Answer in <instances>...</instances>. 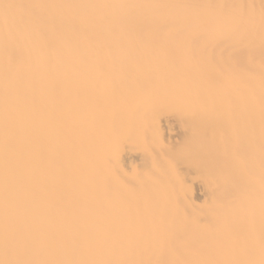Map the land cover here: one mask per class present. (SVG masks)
Here are the masks:
<instances>
[{"label":"bare ground","instance_id":"6f19581e","mask_svg":"<svg viewBox=\"0 0 264 264\" xmlns=\"http://www.w3.org/2000/svg\"><path fill=\"white\" fill-rule=\"evenodd\" d=\"M0 264H264V0H0Z\"/></svg>","mask_w":264,"mask_h":264}]
</instances>
